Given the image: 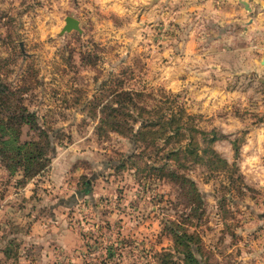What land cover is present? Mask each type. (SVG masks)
I'll list each match as a JSON object with an SVG mask.
<instances>
[{"label":"rangeland","instance_id":"374dc122","mask_svg":"<svg viewBox=\"0 0 264 264\" xmlns=\"http://www.w3.org/2000/svg\"><path fill=\"white\" fill-rule=\"evenodd\" d=\"M242 1L0 0L5 79L59 130L30 177L0 158V264H184L171 229L205 264H264V49H237L243 22L214 15ZM67 16L80 31L60 33ZM112 89L146 110L129 104L116 131L95 107ZM35 136L24 125L20 141ZM179 146L192 154L166 157Z\"/></svg>","mask_w":264,"mask_h":264},{"label":"trees","instance_id":"16d2710c","mask_svg":"<svg viewBox=\"0 0 264 264\" xmlns=\"http://www.w3.org/2000/svg\"><path fill=\"white\" fill-rule=\"evenodd\" d=\"M5 68L6 61L0 59V158L5 160L7 166L12 170L16 169L22 172L24 177H30L41 169H44L48 163V157L54 150L53 139L55 138L54 134L58 133L57 129H48L43 127L38 122V117L34 111L29 110V108L24 104L23 96L26 89H23L21 86L13 87L5 79ZM110 98L105 102H100L95 104L97 111L100 113L98 116L99 119V129L102 128L104 124H109L108 127L113 130L115 128L120 129L121 124L119 121V115L131 116L127 112L129 104H132L134 108L142 112H145V107H139L135 104L134 96L140 98V93H132L129 90H119L112 89L109 91ZM139 113V114H140ZM138 114V113H137ZM165 115L162 113L158 116H153L151 119L145 117H140L139 122L142 125H158V122ZM157 118V119H156ZM169 119V125L172 124V118ZM156 120V121H155ZM153 121L155 123H153ZM26 125L30 130H33L36 134L35 138L30 140L20 141V136L22 133L23 126ZM115 127V128H112ZM159 127H161L159 125ZM172 127H169V129ZM184 127L181 125H176L174 127L175 132L183 130ZM134 138L139 135L144 134V130L135 132L131 128ZM187 146H190L187 143ZM194 151V148L191 149ZM179 155L180 153H190L186 151L183 147H176L175 150L170 151L169 155L166 157ZM196 155L197 154H193ZM220 159L216 156H209V161H216ZM222 161V160H221ZM166 170V164L163 163L159 169ZM167 171H170V174L165 173L172 178L175 177L182 186L185 185V182H189L191 188V199L189 204L193 211L198 210L201 205V196L197 190L195 184L190 179L185 176H181L176 173L172 168H167ZM189 191V188H187ZM172 239L175 243V248L182 255L184 264H205L198 255L200 254V240L199 238L189 233L186 230L180 231L179 229H171ZM196 240H195V237ZM167 257H170L171 254H164ZM172 264L175 262L172 261Z\"/></svg>","mask_w":264,"mask_h":264},{"label":"crops","instance_id":"0c3cea01","mask_svg":"<svg viewBox=\"0 0 264 264\" xmlns=\"http://www.w3.org/2000/svg\"><path fill=\"white\" fill-rule=\"evenodd\" d=\"M248 2L250 7L249 11H247L243 7L241 9L242 11L236 10L235 8L231 12L222 10L221 8L218 9L215 8L214 15L221 17L223 20L227 21V23L233 24V22H237V24L240 25V22H243L242 26L244 29L239 30L238 37L242 32L247 31V34L242 39V41H245L246 39V42L249 44L245 45V47L237 46L238 47L237 49L243 50V48L248 47V49H250L251 52L254 46L264 49V0H248ZM242 12H246V19H244V21H241L236 17H231L233 16V14H242ZM259 42H262L263 44H260ZM234 49L236 48L234 47ZM255 50L259 51L257 50V48H255ZM242 58L249 59L247 55H244L243 57V55L241 54L239 59ZM262 58L263 57H261L260 59Z\"/></svg>","mask_w":264,"mask_h":264},{"label":"water","instance_id":"95a60500","mask_svg":"<svg viewBox=\"0 0 264 264\" xmlns=\"http://www.w3.org/2000/svg\"><path fill=\"white\" fill-rule=\"evenodd\" d=\"M242 2L245 5V8L249 10L247 3L245 1H242ZM64 22L65 23H64V25L60 31L61 34L64 32H69L73 29L80 31L79 21L76 18H74L72 16H67V17H65Z\"/></svg>","mask_w":264,"mask_h":264}]
</instances>
